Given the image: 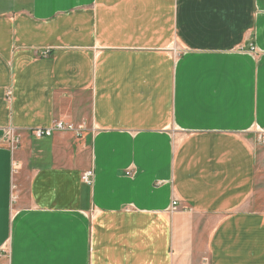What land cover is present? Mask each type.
<instances>
[{"label":"crops","instance_id":"1","mask_svg":"<svg viewBox=\"0 0 264 264\" xmlns=\"http://www.w3.org/2000/svg\"><path fill=\"white\" fill-rule=\"evenodd\" d=\"M253 131L264 0H0V264H264Z\"/></svg>","mask_w":264,"mask_h":264},{"label":"rangeland","instance_id":"2","mask_svg":"<svg viewBox=\"0 0 264 264\" xmlns=\"http://www.w3.org/2000/svg\"><path fill=\"white\" fill-rule=\"evenodd\" d=\"M246 138L252 144L257 159L258 191L255 197L259 206L264 207V133L253 131Z\"/></svg>","mask_w":264,"mask_h":264},{"label":"built area","instance_id":"3","mask_svg":"<svg viewBox=\"0 0 264 264\" xmlns=\"http://www.w3.org/2000/svg\"><path fill=\"white\" fill-rule=\"evenodd\" d=\"M75 128L72 125H66L61 122H55L54 125L48 129H39L35 131V135L39 138L42 137H51L56 132H74ZM93 178V173L88 172L83 176V180L85 183L90 184ZM176 207L177 203L173 204Z\"/></svg>","mask_w":264,"mask_h":264}]
</instances>
